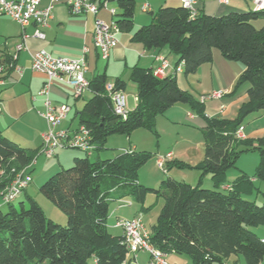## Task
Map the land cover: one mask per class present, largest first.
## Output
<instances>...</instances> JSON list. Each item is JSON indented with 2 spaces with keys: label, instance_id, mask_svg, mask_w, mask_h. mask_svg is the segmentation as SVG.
Here are the masks:
<instances>
[{
  "label": "trees",
  "instance_id": "obj_1",
  "mask_svg": "<svg viewBox=\"0 0 264 264\" xmlns=\"http://www.w3.org/2000/svg\"><path fill=\"white\" fill-rule=\"evenodd\" d=\"M117 3L114 16H118L115 21L120 30H133L132 40L147 49L168 47L178 54V62H184L185 75L212 62L215 50L241 62L244 69L230 94L246 86L247 100L234 118L208 115L205 101L182 87L178 74L161 78L152 68L136 64L129 77L137 87V102L123 116L114 110L112 93L126 90L125 76L111 79L105 72L95 74L89 79L90 98L74 109L73 117L78 121L75 128L83 126L90 132L91 154L97 151V156H76L70 167L57 170L39 186L65 213V222L47 216L27 189L9 197L8 189L16 177L33 170L41 145L28 148L0 128V264H88L91 259L95 264H124L130 249L124 233L108 223L111 208L124 201H138L146 208L149 192L163 197L157 222L150 230V240L157 247L186 255L189 260L185 264H227L233 255L242 256L246 264H264V236L257 231L264 226V201L256 199V180L264 181V136L254 140L237 136L246 116L264 112V9L221 15L199 10L192 16L182 3L163 5L149 23L134 28L135 0ZM16 58L0 47V78L14 69ZM177 103L187 104L205 121L201 130L204 157L195 165L200 172L196 184L169 175L163 188L144 185L139 170L152 155L146 150L125 148L112 156L100 155L112 134L130 135L146 128L159 135L156 115ZM251 150L260 155L255 174L241 171L228 183L229 170L237 166L242 153ZM172 165L192 167L171 158L166 160L164 172L168 174ZM207 175L210 187L203 185ZM22 194L27 200L15 204Z\"/></svg>",
  "mask_w": 264,
  "mask_h": 264
},
{
  "label": "rangeland",
  "instance_id": "obj_2",
  "mask_svg": "<svg viewBox=\"0 0 264 264\" xmlns=\"http://www.w3.org/2000/svg\"><path fill=\"white\" fill-rule=\"evenodd\" d=\"M143 2L144 1L136 0V20L148 15L147 13L142 12ZM112 5H116L115 1H111L110 6ZM115 18H118V16L116 15ZM257 26L259 27L260 25L257 24ZM16 29H18L16 22L5 14H0V47L6 48L13 55H15L17 49L15 46L17 41L14 34ZM24 57L25 56H22V60ZM16 67L17 66L15 65L14 69ZM125 68V63H111L107 74L109 76H115L114 73L116 72L118 75L125 74L127 88L124 93L127 99V107L128 109H132L137 102V87L129 77V70L124 73ZM1 69L2 67L0 66V74L1 71H3V69ZM200 74L201 77H198V80L196 78H191V81H188L185 78L184 73L181 74L185 79L186 89L195 97L202 100V95L204 94L208 95L214 91L223 92L221 91L223 89L212 88V81L209 77L210 72L208 73L206 71V74L200 72ZM23 83L20 85L11 84L6 88L0 86V98H2V100H0L2 108L0 126L5 129V133L8 136L19 142H24L26 144L25 146L28 148H35L42 143L41 135L48 129L46 120L40 116V112H43L44 110V96L39 94L42 87L39 90H35L33 87L31 89H26L24 85L25 83ZM34 96H36L35 101L33 100ZM90 96L91 92L87 89L83 93V97L78 98V100H75L74 97L70 99L69 102L74 107L71 117L74 115V109L81 108L83 103L89 99ZM50 97L52 98L51 94ZM214 101L215 100L208 102V105H214ZM178 105L179 106H176L177 108H170L165 113L156 115L154 120L159 135H156L146 128H138L130 135L119 133L112 134L108 136L105 148L100 151V155L105 157L119 154L124 148H129L131 143H133L137 145L138 151L146 150L152 154L146 164H144L139 170V178L144 185L149 187H158L161 185L163 188V180L169 175L178 180L196 184L200 172L195 168V165L199 164L204 157L205 146L201 131L204 126V118L197 115L195 112H192L187 104L180 103ZM228 106V111L224 113L227 117L232 114L233 106H235L234 102L229 101ZM30 107L32 110L29 109L28 112L24 111ZM10 110L14 114H11ZM7 113H9V115ZM259 113L261 112L251 113L243 120V128L245 127L244 135L246 138L254 140L258 137L264 136V118L260 117V119L258 116ZM70 119L71 118L69 117L63 124L66 125ZM77 123L78 121L74 119L73 126H77ZM169 151L174 152L173 159L184 161L192 165V167H179L177 165H172L168 170V174L164 172V167L161 168L158 164V156L166 155ZM56 152L57 154L55 156L49 157L43 154L40 147L39 152L36 155L34 168L30 173L33 177V181L29 184L27 192L39 202L47 216L55 219L57 222H65V213L39 191V186L57 170L62 167H70L73 164L74 158L76 156L85 155V152L75 147L60 148L57 149ZM97 154L98 152L95 151L90 155V159H94ZM259 161L260 155L257 151L251 150L242 153L238 159L237 166L229 170L227 182L235 179L241 171L254 175ZM204 182V186H211V183L208 182L206 176L204 177ZM256 185L258 188L256 199L258 200V203H262L264 201V181L256 180ZM23 199L27 200L26 194L20 195L14 200V203L17 204ZM133 203V206H127L129 208H125V210L129 211V209H132L131 207L137 209L142 207V204L138 201H133ZM144 206L147 207L142 209V221L148 230H152L163 206V197L158 196L154 192H149L144 201ZM2 207L3 209H6L7 205H3ZM119 213L125 216L129 215V213H121V211ZM113 219L114 218L110 216L108 220L110 226L112 225ZM259 228L264 229V226H260ZM167 260L169 262L176 261L178 264H184L182 258L173 252H168ZM88 264L95 263L91 259Z\"/></svg>",
  "mask_w": 264,
  "mask_h": 264
},
{
  "label": "crops",
  "instance_id": "obj_3",
  "mask_svg": "<svg viewBox=\"0 0 264 264\" xmlns=\"http://www.w3.org/2000/svg\"><path fill=\"white\" fill-rule=\"evenodd\" d=\"M111 1H115L116 5H112ZM144 1L142 4V12L147 13L145 17L140 18L139 20H135L134 28L139 27L144 23H148L152 19L153 13L157 12V10L163 5H180V0H141ZM136 2V0H135ZM49 4V0H42L41 5L47 6ZM144 6H147V10H144ZM199 9L208 14H216L221 15L230 11H247L253 8V0H228V3L221 2L220 0H200ZM109 8H115L118 11V3L117 0H109L108 2ZM1 14V13H0ZM7 16V15H6ZM9 17V16H8ZM11 18V17H9ZM96 18L104 19L105 21H112L115 19V16L111 14L110 10L107 8H101L97 15L92 13H81V14H72L68 8V6L60 2L55 5L53 9V16L49 19L48 23L41 27V29L45 33V38H37L34 36V32L37 28L35 23H31L27 26H22L20 23L12 19L17 23L18 29L15 31V39H16V48L20 43H24V48L16 49L15 55L16 58V66L22 68V72L18 73L16 68L12 70L9 75L4 78L5 84L0 85L5 88L10 86L11 84L20 85L24 81V85L26 89H31L32 87L36 90H39L43 87L47 77L44 73L34 71L31 68V54L39 49H46L56 56H69V57H78L82 54V50L84 45L90 47V51L87 55L88 60V70L86 71V77L88 79L92 78L97 73L105 72L106 74L109 71V66L111 63H125V72L130 70L131 66L139 64L141 66L156 68L159 65V61L155 58L156 55H164L169 63L170 67L168 69L169 74H173L175 71V66L179 60L178 54L172 52L168 47H163L159 49H147L143 45V43L132 40L131 36L133 30L125 31L121 30L118 33L119 43L116 47L110 50L109 56L107 58H103L99 55L98 50L93 45V35L94 28L96 24ZM262 21L260 20L259 23ZM25 34L28 37H24ZM22 56H25L22 60ZM244 65L238 61H232L224 57L218 50L214 51V59L210 63L203 64L199 67L198 71L194 74L185 75V78L188 81H191V78L201 77L200 72L206 74V71L210 72V79L212 81L213 89H223L222 97L220 98H211L206 99V112L208 115H224L226 111H228L229 106L228 102L233 101L234 105L232 114L228 116V118H234L238 114L239 107L241 104L247 100V87L244 86L242 90H240L237 94L231 95V91L236 84V81L243 71ZM183 73H180V75ZM108 75V74H107ZM115 76H120L118 73H114ZM125 76V74H122ZM179 75V74H178ZM178 76L179 84L186 88L184 77ZM109 76V75H108ZM115 76H109V78L113 79ZM198 80V79H197ZM210 83V82H209ZM211 89V88H210ZM89 90V89H88ZM90 91V90H89ZM50 94L55 103L67 102L71 104L69 101L72 96L71 88L59 83H54L50 87ZM1 97V95H0ZM83 97V95L81 96ZM79 97V98H81ZM2 100V98H0ZM34 100V99H33ZM78 100V98H75ZM215 100L214 105L209 106L208 102ZM35 101V100H34ZM177 103L172 108H177L179 106ZM221 104L225 105V108L221 111ZM1 107V104H0ZM72 111L68 118L70 117V121L64 125L63 122L61 127L73 126V120L76 119L71 117ZM2 109V108H1ZM32 110V108H27L24 110L28 112ZM11 112V110H10ZM24 112V113H25ZM2 113V112H1ZM9 115V113H7ZM11 114H14L11 112ZM41 116V115H40ZM259 118H264V113L258 114ZM42 117V116H41ZM1 118V115H0ZM43 118V117H42ZM67 118V119H68ZM260 118V119H261ZM66 119V120H67ZM77 120V119H76ZM205 125V121L203 122ZM1 128V126H0ZM2 130L5 129L1 128ZM245 127L243 129V132ZM42 136V135H41ZM15 137V136H14ZM245 137V136H244ZM24 145H26L23 142ZM41 145V143H40ZM38 145V147L40 146ZM125 149V148H124ZM129 149L137 150V145L131 143ZM172 153V159L174 156L173 151H169ZM208 182L211 183V178L209 175L206 176ZM207 181V180H206ZM230 183V182H228ZM133 202L127 205L114 204L111 208L110 216L114 218L112 220L111 227L113 229L119 230L122 232L120 227H116V221L121 218H131L136 215H141L142 217V209L133 208L129 209V211L125 210V208H129L127 206H133ZM121 213H129V215L125 216ZM257 231L263 237L264 229L258 228ZM177 256H180L183 263H187L189 260L188 257L184 254H178L173 252ZM176 262V261H174ZM150 264V254L145 250H139L136 253H130L128 260L124 264ZM177 263V262H176ZM219 264V263H216ZM227 264H246L245 259L242 256L233 255L228 259Z\"/></svg>",
  "mask_w": 264,
  "mask_h": 264
},
{
  "label": "built area",
  "instance_id": "obj_4",
  "mask_svg": "<svg viewBox=\"0 0 264 264\" xmlns=\"http://www.w3.org/2000/svg\"><path fill=\"white\" fill-rule=\"evenodd\" d=\"M180 1L191 12L192 16L198 13L200 0ZM220 1L228 3V0ZM41 2L42 0H0V13L11 17L23 27L35 23L37 28L34 36L41 39L45 38V33L41 27L48 23L53 16L55 5L60 2L65 3L72 14L92 13L97 15L101 8L109 9L112 15L116 13L115 8L108 7L109 0H49L47 6H42ZM143 9L147 10V6H144ZM253 9L256 11L263 10L264 0H253ZM120 31L115 19L108 22L104 19L96 18L93 45L101 57L107 58L110 50L118 45V33ZM24 37L26 38L28 35L25 34ZM22 48H24V43L17 45V49ZM89 51L90 47L84 45L82 54L78 57L56 56L44 48L31 54V68L34 71L44 73L47 77L39 94L44 96V110L40 112V115L48 124V129L42 133L41 151L49 157L55 156L57 149L60 148L75 147L87 154H91L94 150L90 132L86 128L83 126L75 128L71 125L61 127L62 123L70 115L72 105L67 102L55 103L50 97V87L56 82L70 87L74 98L81 97L89 88V79L85 74L88 70L87 55ZM155 58L159 61V65L153 69L154 74L161 78L169 74L170 63L168 59L164 55H156ZM183 63V61L177 62L173 74L183 72ZM16 70L18 73L22 72L21 67H16ZM4 84V79H0V85ZM107 89L111 91L112 85L108 84ZM220 97H222V92L214 91L211 94L202 95V100ZM33 99L36 100V96ZM112 101L115 112L126 116L128 107L125 93L121 91L112 93ZM224 108L225 105L221 104L220 110L222 111ZM1 112L2 109L0 107V115ZM243 129V126H240L237 130L239 138L245 136ZM171 157V152L158 156L159 166L163 168L165 161ZM31 180L32 176L30 173L19 174L8 189L9 197L14 198L27 189ZM131 203V201H124L123 205ZM115 226L122 229L130 253L145 250L150 254V264H178L169 262L167 260L168 252L151 242V232L144 225L141 215L131 218L121 217L116 221Z\"/></svg>",
  "mask_w": 264,
  "mask_h": 264
}]
</instances>
